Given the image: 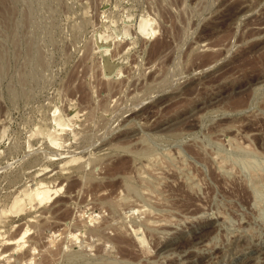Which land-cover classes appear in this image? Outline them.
I'll list each match as a JSON object with an SVG mask.
<instances>
[{
    "label": "rangeland",
    "instance_id": "374dc122",
    "mask_svg": "<svg viewBox=\"0 0 264 264\" xmlns=\"http://www.w3.org/2000/svg\"><path fill=\"white\" fill-rule=\"evenodd\" d=\"M0 264H264V0H0Z\"/></svg>",
    "mask_w": 264,
    "mask_h": 264
},
{
    "label": "bare ground",
    "instance_id": "6f19581e",
    "mask_svg": "<svg viewBox=\"0 0 264 264\" xmlns=\"http://www.w3.org/2000/svg\"><path fill=\"white\" fill-rule=\"evenodd\" d=\"M75 160V159H74ZM40 182V181H39ZM53 189H51L49 186H47V185H45V183H43V182H40V183H38V185H36V187L33 189V190H31L29 193H25V195L23 196V197H20L19 198V201L21 202V203H23V202H25V201H27L28 203H32L33 202V200H34V203H35V200H37V202H43V201H45V200H48L52 195H53V193H58V190H60V189H54L53 191H52ZM50 200V199H49ZM45 203V202H44ZM30 205V204H29ZM34 206V205H33ZM36 207V206H35ZM28 230V229H27ZM27 232V231H26ZM26 232H24L21 236L22 237H20V240H22L23 239V237L25 236V233ZM19 237H17V236H15V237H12V239L14 240V241H19ZM11 239V240H12ZM12 240V241H13ZM13 241V243H16V242H14ZM20 242V241H19Z\"/></svg>",
    "mask_w": 264,
    "mask_h": 264
}]
</instances>
